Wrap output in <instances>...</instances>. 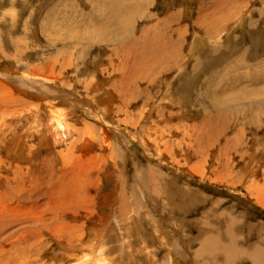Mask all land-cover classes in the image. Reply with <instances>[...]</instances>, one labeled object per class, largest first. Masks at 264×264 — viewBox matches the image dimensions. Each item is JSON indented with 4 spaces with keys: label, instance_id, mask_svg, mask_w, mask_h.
<instances>
[{
    "label": "rangeland",
    "instance_id": "obj_1",
    "mask_svg": "<svg viewBox=\"0 0 264 264\" xmlns=\"http://www.w3.org/2000/svg\"><path fill=\"white\" fill-rule=\"evenodd\" d=\"M0 73V264H264V0H0Z\"/></svg>",
    "mask_w": 264,
    "mask_h": 264
},
{
    "label": "bare ground",
    "instance_id": "obj_2",
    "mask_svg": "<svg viewBox=\"0 0 264 264\" xmlns=\"http://www.w3.org/2000/svg\"><path fill=\"white\" fill-rule=\"evenodd\" d=\"M149 46V43H147V48ZM151 49V48H149ZM145 50V49H144ZM0 77L6 81V82H11V83H14L16 85H22V84H28V86H31L32 89H35L36 92H38L39 94H42L44 96H47L48 93H52V94H55V96L57 97V94L59 95L60 94V91L57 89V88H54L53 86L49 85V84H46L44 82H40V81H34V80H27V79H22V78H11L9 75H7L6 73H0ZM15 77V76H14ZM24 86V85H23ZM47 92V94H46ZM50 131V130H49ZM51 133V132H49ZM58 134H48V136L50 137H46L45 138L47 139H50L52 141V143L56 146V145H62V144H69V138H73V132L71 130H69L65 124L63 123H59V126H58V131H57ZM65 144V145H66ZM124 191V190H123ZM8 208V207H7ZM13 210H15V208L13 207ZM26 210V209H25ZM1 212V211H0ZM3 217V216H2ZM142 219V218H141ZM110 220L111 221H114L115 224L114 225H117L119 223L120 220H117V217L114 216L113 217H110ZM2 221V220H1ZM108 223V222H107ZM145 224V223H144ZM99 226V225H98ZM100 227V226H99ZM98 227V228H99ZM102 227V226H101ZM111 227V226H110ZM97 228V226H95L91 231V233H93V237L95 238L94 241L95 243L97 242V246L95 247V249L92 250V253L88 254V253H85L86 252V247H80L81 248V253H82V256L80 257V261H79V264H119L118 262H115L114 261V258L112 257V252L109 248H107V246L105 245L106 243V238H105V233H104V229L101 233V231H99ZM119 229V233L120 232H123L122 231V228H121V225L118 224V228ZM137 229V228H136ZM155 229V228H154ZM142 230V229H141ZM139 230V231H141ZM115 232V231H114ZM142 232V231H141ZM116 233V232H115ZM124 234V233H123ZM120 235L122 236V233H120ZM119 235V236H120ZM225 237V236H224ZM92 241V240H91ZM93 241V242H94ZM129 240H126V238L124 239V236H123V240L121 243H119V248L121 249V244L123 246L122 250L119 249V251H122L123 252V257L120 255L118 256L119 259H123L126 254L129 253V257L131 256V248H132V245H129L128 247V242ZM263 241V239H262ZM261 241V242H262ZM202 242V241H201ZM223 243V242H222ZM263 243V242H262ZM95 245V244H94ZM264 245V243H263ZM93 247V246H92ZM224 247V245H223ZM258 247V246H257ZM128 249V250H127ZM114 252V251H113ZM253 254V253H252ZM149 256H150V263L151 264H158L157 262V258H156V255L153 253V252H150L149 253ZM251 256V255H250ZM257 256V255H256ZM258 257V256H257ZM170 262V261H169ZM258 263L257 264H261L262 263V258L259 259L258 258Z\"/></svg>",
    "mask_w": 264,
    "mask_h": 264
}]
</instances>
